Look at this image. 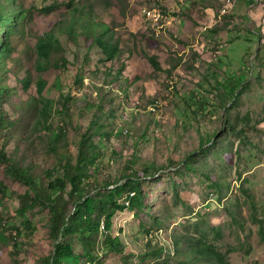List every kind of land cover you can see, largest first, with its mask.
<instances>
[{
	"label": "rangeland",
	"instance_id": "1",
	"mask_svg": "<svg viewBox=\"0 0 264 264\" xmlns=\"http://www.w3.org/2000/svg\"><path fill=\"white\" fill-rule=\"evenodd\" d=\"M8 6L27 15L8 55L0 56V149L32 166L31 176L46 185L45 170L62 158L76 163L81 132L103 124L106 132L93 140L100 158L91 188L111 181L114 189L137 174L146 206L140 215L129 209L115 215L111 234L125 254L109 253L100 234L89 259L80 236H52L48 207L19 214L22 197L33 192L0 160V264H45L56 244L69 241L75 254L63 264L209 263L207 256L195 259L192 240L214 246L230 264H264V0ZM76 8L84 16L71 35L66 29ZM88 19L112 28L116 58L106 59L83 34ZM101 32L94 27L95 37ZM51 37L62 50L41 59L37 46ZM62 56L65 68L55 69ZM70 190L64 197L73 214Z\"/></svg>",
	"mask_w": 264,
	"mask_h": 264
},
{
	"label": "trees",
	"instance_id": "2",
	"mask_svg": "<svg viewBox=\"0 0 264 264\" xmlns=\"http://www.w3.org/2000/svg\"><path fill=\"white\" fill-rule=\"evenodd\" d=\"M13 1L5 0L3 2V0H0V34H4V37L0 35V56L4 59L11 48V37L17 31L18 23L27 15L24 8L9 10L8 3H13ZM75 11L78 15L74 13L70 27L66 29V32L71 35L75 28L74 22L84 16L80 15L83 11L77 8ZM8 25H10L9 28ZM82 27L83 34L86 37L92 36L94 38L91 45H97L106 56V59L117 57L119 45L112 43L113 34L112 28L109 25L88 19L87 23H84ZM94 27L102 30L96 37ZM37 48L41 59H47L53 50H62L58 39L53 43L52 37L48 42L38 44ZM66 63L67 59L62 56L53 66L55 69L65 68ZM154 64L158 66L156 61H154ZM38 66H41L43 69L42 64L38 63ZM44 87L45 81L40 80L39 90L42 91ZM2 93H5V90L0 88V100ZM44 109L42 115H46L49 112L47 105ZM3 121L4 119L0 113V129L4 125ZM103 127H105L103 124H98L95 129L90 127L89 131L81 132L83 134L79 144L76 163H74L72 158L59 159L57 168L55 166L52 170H45L44 174L47 177L46 185L39 184L31 176L30 171L33 168L32 166L22 167V160H19L21 164L18 165L14 157H8L3 149H0V160L8 165V172L18 180L24 181L33 192L31 194L28 191L22 197L21 207L18 211L19 214H25L28 208L38 204L48 207L52 213V236L57 241L61 237L72 240V238L80 236L86 251V257L89 259L95 257L94 250L100 234L105 235V249L109 253L125 254L126 247L120 237H113L111 234L114 227L115 215L127 209L135 215H140L146 206L144 202L145 195L141 189V180L137 174L129 175L126 177L127 181L125 183L117 184L114 189H108L113 184L111 181L100 186L99 182H97L94 185L96 189L91 188L92 183L96 182L95 175H97L96 171L92 168L96 167L100 158L99 147L94 144L93 140L96 133L104 134L106 132L105 130L102 131ZM55 137H59V133ZM214 142L215 140L211 141V144L214 145ZM69 186H71L70 199L75 205L73 214H70L68 202L64 197V193ZM122 197H125L123 202L120 201ZM126 202L129 203L126 204ZM260 222L262 223L260 233L264 236V222ZM214 233L217 238L221 237L217 229L214 230ZM192 241L191 251L196 255L195 259H202V256L210 258L209 263L203 262L202 264H230L226 255L218 252L214 246H199L198 244L201 243L199 240ZM74 254V245L71 241L68 243L59 242L55 245V251L51 254V258L45 264H63L65 256H72Z\"/></svg>",
	"mask_w": 264,
	"mask_h": 264
},
{
	"label": "built area",
	"instance_id": "3",
	"mask_svg": "<svg viewBox=\"0 0 264 264\" xmlns=\"http://www.w3.org/2000/svg\"><path fill=\"white\" fill-rule=\"evenodd\" d=\"M230 1V0H229ZM132 195H134V193H132ZM129 202H127V204H128Z\"/></svg>",
	"mask_w": 264,
	"mask_h": 264
}]
</instances>
